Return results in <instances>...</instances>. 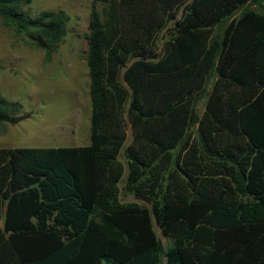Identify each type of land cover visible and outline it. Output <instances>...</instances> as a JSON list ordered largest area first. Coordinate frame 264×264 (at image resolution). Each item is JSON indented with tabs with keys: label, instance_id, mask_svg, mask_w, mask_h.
<instances>
[{
	"label": "trees",
	"instance_id": "obj_1",
	"mask_svg": "<svg viewBox=\"0 0 264 264\" xmlns=\"http://www.w3.org/2000/svg\"><path fill=\"white\" fill-rule=\"evenodd\" d=\"M32 1L0 23L49 62ZM85 39L89 143L0 148V264H264V0H91Z\"/></svg>",
	"mask_w": 264,
	"mask_h": 264
},
{
	"label": "rangeland",
	"instance_id": "obj_2",
	"mask_svg": "<svg viewBox=\"0 0 264 264\" xmlns=\"http://www.w3.org/2000/svg\"><path fill=\"white\" fill-rule=\"evenodd\" d=\"M91 0H33L22 7L29 18L42 12L69 16L66 36L49 62L44 52L0 23V95L22 105L29 115L17 124L0 126V148L78 147L89 143L90 100L86 35ZM161 43V42H160ZM204 101L198 105L203 109ZM131 132L127 131L126 144ZM120 160L124 163L123 154ZM126 168L120 183L126 176ZM122 201L134 199L123 190ZM158 238L164 242L154 225Z\"/></svg>",
	"mask_w": 264,
	"mask_h": 264
}]
</instances>
